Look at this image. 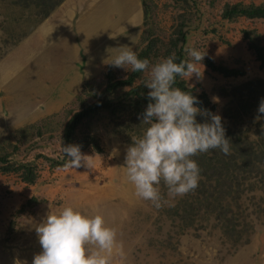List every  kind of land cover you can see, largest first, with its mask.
Returning <instances> with one entry per match:
<instances>
[{"label":"trees","instance_id":"16d2710c","mask_svg":"<svg viewBox=\"0 0 264 264\" xmlns=\"http://www.w3.org/2000/svg\"><path fill=\"white\" fill-rule=\"evenodd\" d=\"M64 1L0 0V14L8 16L9 20L13 19L12 22L19 21L20 24V31L16 29L13 32L8 20H4L2 41L5 50L3 54L2 51L0 53V61L8 52L21 45V41L47 20ZM151 3L152 0H142L143 21L139 28L137 44L132 49L138 58L148 59L150 64L172 53H175L178 62L187 59V47L200 50L197 46V36L222 35L219 32L223 27L240 24V20L244 18L264 20V1H225L220 18L210 21L207 13L213 12L214 0H176L175 7L181 9V12L177 13L176 23L170 26L168 35L164 36L161 32L167 31L168 27L154 20ZM240 29L248 48L259 60L260 68L264 69L261 31L247 24L240 25ZM34 43L38 42L29 41L28 47H32ZM202 48L205 49L201 52L206 53L202 62L211 70L225 77L245 74L242 67H230L223 60L216 62L213 56L208 54L207 47ZM237 61L240 62L239 59ZM109 69L103 83L96 85L85 82L84 88H71L73 95L57 93L45 106L33 107V111H28L27 120L12 125L7 123L0 131V134L5 133L0 140V174L15 173L20 182L35 184L38 187L41 177L38 165L40 158L46 159L51 169L63 168L67 157L62 151L57 155L36 153L31 160L20 157L21 153L26 156L27 150H32L36 145L44 146L43 141L31 140L35 136L40 137L45 131L58 133L61 146L77 144L81 152L91 148L99 153L104 151L99 127L103 120L106 122L105 130L108 135L127 146L132 143V138L141 136L145 125L140 124V114L149 102V89L143 84L147 73L128 71L123 77L117 75L112 67ZM174 86L191 91L192 95L197 97L199 107L215 112L216 104L206 90L198 91L186 79L180 78L176 79ZM82 89L87 91V97L80 95ZM218 92H221V98L227 100L220 116L225 136L230 140V154L224 155L219 150H209L193 156L192 159L200 168L198 186L182 197L175 198L170 206L163 205L159 209L152 206L149 217H155L148 224L147 232L159 236L164 227L168 226L171 231V225L185 229L216 228L223 233L227 247H230L227 251H231L233 247L235 250L247 244L255 233L254 220L243 219L240 222L237 213L244 215L246 212V217L252 215L256 209L251 211V200L261 199L256 191L264 194V119H255L259 101L264 98V77L255 75L240 82H231L220 86ZM74 97L81 101L79 106H71ZM45 111L56 114L47 116L42 125L33 122L45 118ZM204 119L197 116L198 122H203ZM23 145H26V149L21 151ZM159 188L161 195L167 198V189L163 182ZM263 200L261 206L264 207ZM42 202L48 200L38 196L27 200L30 206ZM259 209L261 212L262 207L259 206ZM135 222L133 220L132 225L135 226ZM150 240L151 238L146 242L147 245ZM133 253L137 257L139 249Z\"/></svg>","mask_w":264,"mask_h":264},{"label":"rangeland","instance_id":"374dc122","mask_svg":"<svg viewBox=\"0 0 264 264\" xmlns=\"http://www.w3.org/2000/svg\"><path fill=\"white\" fill-rule=\"evenodd\" d=\"M206 1L204 0V2ZM225 1L234 2L236 0H214L213 12L207 13L210 21L220 18L222 5ZM254 1L261 2L264 0ZM150 5L154 20L158 21V24L160 22V25L168 27L167 31L161 32L162 35H168L170 26L177 21V13L181 12V9L175 7L176 0H152ZM7 17L0 14V53L2 51V54L5 50L2 41V24L4 20H8L13 32L16 29L20 31L19 21L15 23L12 22L13 19L9 20V17ZM135 21L133 19L132 26L126 27V40L118 37V39L109 42L107 48H104L106 49L105 55L109 56L102 57L97 54L94 60L98 62L108 58L111 59L118 54V46L129 48L135 46L139 35V27L133 25ZM246 24L261 31L264 43L263 19L244 18V20H240V24L223 27L219 32L222 35H217L220 37L197 36L196 38L200 51L205 49L202 47H207L208 54L213 56L216 62L223 60L230 67L237 66L245 70L244 75L225 77L223 74L211 70L202 62V78L197 80L193 77L188 81L198 91L206 90L212 101L213 97L218 98L216 102H213L216 104L214 113L219 115L222 114L223 106L227 102L226 99L221 98V92H218L220 86L231 82H240L255 75L264 77V69L260 68L259 60L256 59L255 54L248 48L247 41L243 38L240 25ZM35 31L24 39L31 36ZM34 42H38V39L35 38ZM33 46L37 47V44L34 43ZM8 55L9 52L5 57ZM30 56L32 62L37 60L35 56L32 57V53ZM43 61L44 59H39L40 64ZM32 65L26 69L24 75H20V78L19 76H13L8 84L5 83L6 77L9 78V76L15 74V69L9 64L0 66V131L7 123L12 125L15 122L25 121L28 115L27 112L34 110L31 108L33 105L22 107L26 100L24 99L25 96L36 95L33 97L35 99L32 100L39 101L36 99L42 93L37 95V88L25 92L15 87L17 84L21 85L23 76L27 77ZM78 67L79 65H77V69ZM110 67L118 73L117 75L124 77L128 74V71L124 68L110 65L103 73L93 77L89 75L84 78V81L96 85L103 83ZM34 72L35 70L32 68L31 74L35 75ZM33 75L30 76L31 81ZM55 77V74L50 76V80L56 90ZM71 78L72 74L66 79L65 84L60 85L59 83V91L65 89L66 92H70ZM85 82L82 88L85 87ZM81 92L80 95L87 97V91L82 89ZM46 103H42L39 107L45 106ZM80 103L79 98L74 97L71 106H79ZM52 114L56 113L45 111L43 120L39 119L33 122L42 125L47 116H53ZM105 123L104 120L99 123L101 144L104 151L99 153L91 148L82 151L85 155L94 156L91 158L94 162L93 169L86 168L83 165L76 169L65 167L51 169L49 162L44 158H40L38 165L41 177L38 187L35 184L28 185L20 182L17 180L18 175L15 173L10 175L0 174V264H31L33 256L41 251L39 239L35 232L36 224L40 223L49 211L56 212L62 206L67 205L80 209L89 215L102 214L106 223L116 229L117 237L111 253V264H264V207L261 206L264 194L261 195L259 191H256V193L261 199L251 200V206L253 207L251 211L255 209L256 211L248 217H246V212L244 215L241 212L237 213L240 222L243 219L245 221L254 220L255 233L247 244L242 247L239 246L235 250V247H233V250L227 251L230 247H227L223 233L216 228L190 227L185 229L180 228L178 225H171V231H169L168 226L164 227L163 230L161 229L159 236L148 233V224L155 217L154 215L149 217L152 205L150 202L135 196L134 188L127 181L123 167L127 145L117 141L116 138H111L105 130ZM24 124L27 123L24 122ZM4 135L5 133L0 134V140L3 139ZM31 141H43L44 146L36 145L32 150H27L26 156L25 153H21V159L26 157V159L31 160L36 153L40 152L49 155H57L61 152V140L58 133L45 131L43 135L40 137L35 136ZM25 149L26 145H23L21 151ZM32 196L47 199L48 202L30 206L27 204V200ZM259 206L262 207L261 212ZM20 209L22 210L18 212ZM133 220L136 221L135 226L132 225ZM149 238L151 240L147 245L146 242ZM135 248L139 249L137 257L133 253L136 250Z\"/></svg>","mask_w":264,"mask_h":264},{"label":"clouds","instance_id":"9594fccd","mask_svg":"<svg viewBox=\"0 0 264 264\" xmlns=\"http://www.w3.org/2000/svg\"><path fill=\"white\" fill-rule=\"evenodd\" d=\"M119 52L108 62L126 71L147 73L144 86L149 89V102L142 116L145 125L142 135L132 138L125 149L124 164L127 181L138 198L149 201L159 209L171 205L174 199L195 190L200 179V168L192 159L197 153L219 150L230 154V140L219 114L199 107L191 91L175 87L177 78L187 82L203 76L202 61L206 53L187 47V59L177 61L175 53L150 64L138 58L129 47H118ZM202 69V70H201ZM218 98L213 97L216 102ZM264 98L257 108L256 120L264 119ZM204 117L203 122L197 116ZM67 160L65 168L93 169L94 156L81 152L77 144L62 145ZM166 187V197L160 184ZM41 251L31 264H111L117 232L102 214L89 215L71 205L59 211H49L35 226Z\"/></svg>","mask_w":264,"mask_h":264},{"label":"crops","instance_id":"0c3cea01","mask_svg":"<svg viewBox=\"0 0 264 264\" xmlns=\"http://www.w3.org/2000/svg\"><path fill=\"white\" fill-rule=\"evenodd\" d=\"M133 19L136 20L133 25L140 28L143 21L142 0H65L31 36L0 61L1 67L9 64L15 69V74L6 77L5 83H10L13 76L20 78L33 64L27 77L23 76L21 85L15 87L25 92L37 88V95L42 94L37 102L32 100L36 95L25 96L22 107H38L56 97L57 93L71 95V88L80 89L85 77L103 73L111 65L108 63L110 58L97 62L95 56L108 57L104 48L109 42L118 37L126 40V27L132 26ZM35 38L38 39L37 47H28V42ZM31 53L37 59L35 62L29 58ZM39 59H44L42 64ZM32 68L35 75L31 74ZM54 74L56 90L50 80ZM71 74L70 92L65 89L59 91V83L65 84Z\"/></svg>","mask_w":264,"mask_h":264}]
</instances>
